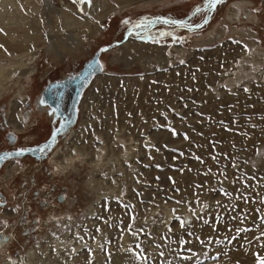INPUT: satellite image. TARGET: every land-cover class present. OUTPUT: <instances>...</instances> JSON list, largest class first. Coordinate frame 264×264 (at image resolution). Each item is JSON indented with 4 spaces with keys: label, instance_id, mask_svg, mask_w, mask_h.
I'll use <instances>...</instances> for the list:
<instances>
[{
    "label": "rangeland",
    "instance_id": "1",
    "mask_svg": "<svg viewBox=\"0 0 264 264\" xmlns=\"http://www.w3.org/2000/svg\"><path fill=\"white\" fill-rule=\"evenodd\" d=\"M37 1L39 33L47 44L33 52V60L25 57L24 65L0 86V97L7 91L0 111L5 105L10 110L19 81L23 104L49 79L65 76L100 46L132 32L127 42L102 54L101 73L84 89L69 136L49 162L19 159L14 172L9 166L15 161L0 169L5 195L0 233L8 237L0 245V264L25 257L30 246L48 236L69 237L75 228L79 232L72 235L80 243L79 250L71 251L78 254V260H70L75 264H256V256H264V94L252 91L253 86L245 91L248 81L213 80L211 75L229 77L222 73L226 54L215 58L219 65L212 71L205 52L235 44L249 53H264L261 3L228 0L198 34H190L156 18L201 24L207 19V11H199L204 0L140 2L105 19L86 10L82 0H48L49 7L45 0ZM234 4H239L240 22L228 19ZM62 10L98 25L80 33L70 52L56 48L66 32L56 20ZM243 10L253 14L252 22ZM147 21L154 25L145 26ZM128 42L165 49L150 55L125 53ZM9 63L2 60L0 65ZM8 122L14 129L10 118ZM31 125L18 133L19 143L46 136V119ZM5 129L0 128V149L6 147ZM73 141L84 143L93 160L52 173L54 153ZM6 211L9 216L1 217ZM186 215L190 219L185 223ZM237 229L247 231L237 234ZM50 260L63 262L53 256Z\"/></svg>",
    "mask_w": 264,
    "mask_h": 264
},
{
    "label": "bare ground",
    "instance_id": "2",
    "mask_svg": "<svg viewBox=\"0 0 264 264\" xmlns=\"http://www.w3.org/2000/svg\"><path fill=\"white\" fill-rule=\"evenodd\" d=\"M150 1L151 0H94L93 8L90 9L87 3L85 9L91 11L98 19H105L109 16H113V14L120 13L122 10L130 6L137 5L136 3L139 4L140 2L145 3ZM42 3L45 7H49L51 4L48 0H45ZM238 6L239 4H234L229 12L228 19L231 22L241 21L239 18H242V15L236 10V7ZM40 7L41 4L37 0H0V62L2 60H10L8 66L0 65V86L4 83L7 84L12 75L16 73V69L24 65L25 57L30 56V60H33V52L46 46L47 42L39 33L37 16L40 12ZM60 14V17L56 18V20L59 21L66 32L64 33L63 38L58 40L56 45L57 50L70 52L71 49H74V47L78 45L77 38L80 33L98 29V25L95 21H91L95 27L93 28L91 22L87 23L81 19H77V17L67 11L62 10ZM251 14L252 13H249L247 10H243V16H245L248 21L252 22L253 14ZM46 29L51 33L53 28L46 23ZM58 31L62 32L59 29ZM238 34L246 35L248 33L241 32ZM219 38H221V35ZM127 41L128 40H125L120 44H124ZM51 48H54V46ZM113 48L114 47L101 52L99 54V60L103 53H107ZM164 49V47H159L158 45L128 42L122 48V51L125 53L134 51V54L137 55H150L160 53L164 51ZM177 50L180 51L181 49ZM205 53V57L210 60L209 66L212 71H216L214 68H218L219 65V61H216L215 58H218L219 60H222V58L225 59L223 55L226 54V61L228 63L222 67L224 68L222 73L229 75V77L224 76L216 79L211 75L214 78L213 80L232 82L248 81L247 84L243 85L245 89L253 86L252 91L258 90L264 94V53L261 52V50H253L252 53H249L245 51L244 48L242 49L240 45L233 44L230 47L225 46L224 48L206 51ZM238 58L241 59V63L238 62ZM235 62L237 64L236 67L234 66ZM98 75L99 74L95 76ZM97 79H100V77H96V80ZM240 93L243 94V97L246 96L245 91ZM73 143V145L61 147L58 150V152L62 150L63 152L53 161V165L55 166L54 169L56 170L55 173H65L77 162H90V160H93L91 154L86 147H84V143L83 145L78 144L76 141H73ZM96 153H98L99 157L102 156L99 149ZM100 163H102L101 160L100 162H95V164H99L98 167H100ZM78 232L79 229L75 228L69 233V237L63 239L60 237L48 236L50 237L48 240L30 246L25 257L20 256L17 260H14L13 262L6 261L4 264H51L52 262L50 259L52 256L54 259L55 257H59L60 260L63 261L57 262V264H75V261L70 260H74L78 254L76 256V253H71V251L73 250L76 252L79 250L80 243L73 238L72 234ZM49 249L52 250H50L51 253L48 252ZM45 254L48 255V258L44 259L42 255ZM67 254L72 255V258H68ZM74 254L75 256H73Z\"/></svg>",
    "mask_w": 264,
    "mask_h": 264
},
{
    "label": "flooded vegetation",
    "instance_id": "3",
    "mask_svg": "<svg viewBox=\"0 0 264 264\" xmlns=\"http://www.w3.org/2000/svg\"><path fill=\"white\" fill-rule=\"evenodd\" d=\"M228 0H224L223 3L219 4L216 6L215 9H212L209 5L207 0L203 1V7L199 11H207L205 17L207 18L204 20L201 24H192L186 19H171V18H166L164 16H159L156 18V21L160 24H165L167 26L171 25H176L178 28H182L183 31H191L194 34H198L200 31H196L201 29L204 25V23H208L211 19V17L218 11L220 8H222L225 3ZM244 1V0H243ZM254 2L253 0H251ZM256 2L261 3V6L264 8V0H255ZM247 2V1H246ZM255 3V2H254ZM252 11H255V9H252ZM198 11H196L197 13ZM165 21H180L183 22L182 24L184 26H179L178 24H169L165 23ZM153 26L154 21H147L145 26ZM203 25V26H202ZM84 61L82 62L83 65ZM82 65L76 69L75 66H73L67 75L68 77H72V75L76 74L79 72V70L82 68ZM77 66V65H76ZM63 76L59 78H54V79H49L46 81L44 86L41 88V92L44 89V87L47 85L48 82L55 81L61 79ZM28 80H31L28 79ZM21 81H19V85L17 84V90L18 93L15 95V99L10 102V110L6 108L7 105H5L2 108V111H0V116H2L1 121H0V128L5 129L3 140L5 141L6 147L0 149V158H2V161L0 162V169L4 165H8L12 162L9 166V170L11 171L13 169V172L17 169L18 163H16L19 159H30L34 161L35 163H39V161L46 160L49 162V157L53 154V152L56 150L58 144L61 142H64V140L69 136V133L71 131V127H66V124L68 123V118H69V112H70V103H71V96H72V91H68L65 93H62V99L60 101V104L58 105L59 109H56V107H52L49 104L46 103H40L38 98L39 94L35 96L33 100L30 101L29 98L25 97V100L23 104L20 102V98L22 97L21 93L23 91L22 86L20 84ZM84 92V91H83ZM7 91L2 93L1 97L3 94H6ZM83 95V93H82ZM0 97V98H1ZM82 97V96H81ZM30 107V108H29ZM79 108V105H78ZM22 111V114L17 113L19 111ZM10 113V117H9ZM35 115V118L37 117L38 119H46L48 121V132L46 136L42 139H40L37 142H24V143H19L18 142V133L21 132L24 129H27V126L30 127V122H33L31 126L37 125L38 124V119L33 120L32 117ZM21 117V118H20ZM10 118V124L14 127L11 128L9 125L8 119ZM67 128L66 130H64ZM17 130V131H16ZM8 146V147H7ZM43 148L44 151L41 152L39 149ZM16 153H20V155H16ZM60 153V152H59ZM51 154V155H50ZM58 156V151L54 153V156L50 160V164L52 166V173L54 169L53 161L56 159ZM12 159V160H11ZM9 161V162H8ZM8 162V163H7ZM17 164V165H16ZM20 167V166H18ZM23 167V166H22ZM21 169V167H20ZM12 172V173H13ZM22 172V170L19 171V173ZM11 174V172H9ZM12 177V176H11ZM9 179V178H8ZM26 179V178H25ZM61 197H59V200ZM0 202H5V195L0 192ZM0 208H2L0 206ZM9 211H6L5 213H2L1 217H6L9 216ZM8 241V237L6 235H3L0 233V245L6 244ZM20 257V256H19Z\"/></svg>",
    "mask_w": 264,
    "mask_h": 264
},
{
    "label": "water",
    "instance_id": "4",
    "mask_svg": "<svg viewBox=\"0 0 264 264\" xmlns=\"http://www.w3.org/2000/svg\"><path fill=\"white\" fill-rule=\"evenodd\" d=\"M130 32L126 33L123 40L112 41L107 45L100 46L99 48H97V50L91 55V57L84 61L82 68L79 70V72L72 75V77H68L67 75H65L59 80L48 82L42 90L41 94L39 95V102L49 104L50 106L59 109L57 107H59L58 105L60 104V101L62 99V93L72 91L70 112L68 118L69 120L66 124V127H71L76 121L77 114L79 111L78 105L81 100V96L84 89L89 85L95 75L101 73L102 64L99 60V54L127 40L128 34ZM93 65H95V70L92 71L89 75L90 67ZM84 77H87V79L85 80ZM66 129L67 128H65L64 130ZM1 161L2 158H0V162ZM3 204L4 202H0V206H2ZM189 219L190 216L186 215L184 222H188Z\"/></svg>",
    "mask_w": 264,
    "mask_h": 264
},
{
    "label": "snow or ice",
    "instance_id": "5",
    "mask_svg": "<svg viewBox=\"0 0 264 264\" xmlns=\"http://www.w3.org/2000/svg\"><path fill=\"white\" fill-rule=\"evenodd\" d=\"M83 3H88L91 4V0H82ZM208 5L212 8L215 9L217 5L221 4L224 2V0H207ZM165 23H169V24H178L179 26H184L181 22L178 21H165ZM143 25H137L136 27H142ZM183 63V61H181ZM95 70V65L90 67V71H89V75L91 74L92 71ZM84 79L86 80L87 77H84ZM245 91H247V89H245ZM175 134V133H173ZM185 139H187V137H185ZM39 151L43 152L44 149L41 148L39 149ZM16 155H20V153H16ZM207 223V221H205ZM262 222H264V220H262ZM243 231H247V229H237V234H239L240 232ZM197 239H199V237H197ZM232 239H236V237H232ZM257 239H260L259 237ZM211 241H209L210 243ZM217 243H219V241H217ZM261 247H264V244L261 245ZM137 259H140V257L138 256ZM256 264H264V256L261 255H257L256 256Z\"/></svg>",
    "mask_w": 264,
    "mask_h": 264
}]
</instances>
